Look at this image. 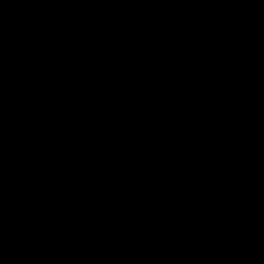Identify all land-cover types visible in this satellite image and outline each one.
Instances as JSON below:
<instances>
[{"label": "water", "instance_id": "obj_1", "mask_svg": "<svg viewBox=\"0 0 264 264\" xmlns=\"http://www.w3.org/2000/svg\"><path fill=\"white\" fill-rule=\"evenodd\" d=\"M0 264H264V0H0Z\"/></svg>", "mask_w": 264, "mask_h": 264}]
</instances>
